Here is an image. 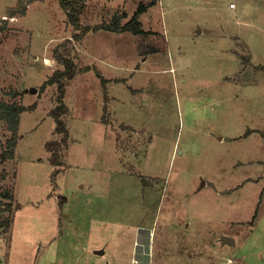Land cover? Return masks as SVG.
<instances>
[{
	"label": "rangeland",
	"instance_id": "obj_1",
	"mask_svg": "<svg viewBox=\"0 0 264 264\" xmlns=\"http://www.w3.org/2000/svg\"><path fill=\"white\" fill-rule=\"evenodd\" d=\"M150 1L86 0L80 21ZM16 3L0 0V101L28 108L12 156L0 120V263L264 264V0H154L144 33L80 40L58 0L7 17ZM61 54L91 68L64 83L53 165L58 88L40 85Z\"/></svg>",
	"mask_w": 264,
	"mask_h": 264
},
{
	"label": "trees",
	"instance_id": "obj_2",
	"mask_svg": "<svg viewBox=\"0 0 264 264\" xmlns=\"http://www.w3.org/2000/svg\"><path fill=\"white\" fill-rule=\"evenodd\" d=\"M33 1H41V0H17L16 5L7 10L6 12L8 13L7 17L25 14L26 5ZM85 2L86 0H58L61 9L66 12L68 23L72 26L73 29L77 31V33L73 35V38L75 40H80V38H82V36H84L87 32L91 30L98 31V29L100 28L107 29L113 32L130 31L134 35L139 33H144L145 31L143 28H141V22L138 17L141 13L147 10L146 9L147 7L153 5L154 0L147 3L140 2L137 8H135L136 10L133 16L129 20L123 23L121 22V17L123 15H119L116 13L114 17H112V20L108 22L98 23L97 25H93V26H90L88 24H82L80 21V14L83 12L82 9L85 6ZM7 17L5 19H1L3 20L2 21L3 24H5ZM3 28H4L3 25H1L0 30H2ZM55 58L61 65L63 64L64 68H62V70H58L54 72L51 76L45 79L40 86H41V90H44L46 85H50V84L51 85L56 84L58 88V94L56 96L57 105H55L50 110V115L54 119L55 133L59 134V137L58 139L45 141V148L50 152L49 161H51L53 165H62V161L60 160L61 151L62 148L67 144L66 140L69 137L66 123H64L62 119L63 114H65L68 111V107L63 101L64 89H65L64 83L66 80L73 78L76 72L86 71L89 70L91 67L84 65L81 66L79 69L78 67H76V65L74 64V62L70 57L65 56L63 54L58 56L55 55ZM245 60L246 58L243 59L244 62ZM248 60H249V56L247 59V63ZM96 74L98 77H100V81L104 85L107 79L104 78L98 71H96ZM105 89H104V95H105ZM27 108L28 106L20 105L15 102L5 103L3 101H0V120H3L5 122L12 135V137L8 138L7 141L10 148L8 150L9 156L13 155V150L16 145L15 139H13V137L15 136L18 130L19 116ZM59 170L60 169H55L52 172L51 176L56 174ZM4 196L9 198L12 195L7 192L4 194ZM6 207L8 208L7 210H10L11 203L7 204ZM15 207L18 208L19 204L17 203Z\"/></svg>",
	"mask_w": 264,
	"mask_h": 264
},
{
	"label": "water",
	"instance_id": "obj_3",
	"mask_svg": "<svg viewBox=\"0 0 264 264\" xmlns=\"http://www.w3.org/2000/svg\"><path fill=\"white\" fill-rule=\"evenodd\" d=\"M30 90L33 91V92H35L36 91V88L31 87ZM222 240H223V242L228 243V244H231L233 242L232 241V238L227 237V236H223L222 237ZM97 253H98V251H97Z\"/></svg>",
	"mask_w": 264,
	"mask_h": 264
},
{
	"label": "built area",
	"instance_id": "obj_4",
	"mask_svg": "<svg viewBox=\"0 0 264 264\" xmlns=\"http://www.w3.org/2000/svg\"><path fill=\"white\" fill-rule=\"evenodd\" d=\"M135 262H137V261L134 260L133 264H135ZM106 264H108V263H106ZM221 264H237V260L236 259H232V258H228L226 261L222 262Z\"/></svg>",
	"mask_w": 264,
	"mask_h": 264
},
{
	"label": "crops",
	"instance_id": "obj_5",
	"mask_svg": "<svg viewBox=\"0 0 264 264\" xmlns=\"http://www.w3.org/2000/svg\"><path fill=\"white\" fill-rule=\"evenodd\" d=\"M232 243L231 244H234V242H235V239H232ZM236 259V258H235ZM237 260V259H236ZM106 263H108V262H106ZM237 264H238V260H237Z\"/></svg>",
	"mask_w": 264,
	"mask_h": 264
}]
</instances>
